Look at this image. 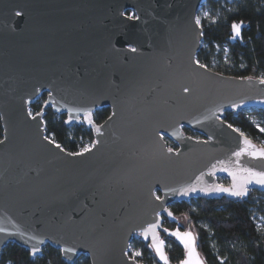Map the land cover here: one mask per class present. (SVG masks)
Returning a JSON list of instances; mask_svg holds the SVG:
<instances>
[{"label": "water", "instance_id": "1", "mask_svg": "<svg viewBox=\"0 0 264 264\" xmlns=\"http://www.w3.org/2000/svg\"><path fill=\"white\" fill-rule=\"evenodd\" d=\"M201 2L0 0V254L14 243L37 256L48 244L68 264L80 255L90 264H142L128 256L138 235L159 264L154 245L162 241L171 264L165 236L184 250L181 264L188 250L178 231L190 233L205 264L190 229L162 226L179 221L169 206L264 192L245 171L264 172V148L224 121L264 111V83L200 67ZM44 92L32 115L29 105ZM105 107L110 115L96 124L93 114ZM47 108L65 115L66 127L91 129L88 151L56 147L44 130ZM244 187V197L220 191Z\"/></svg>", "mask_w": 264, "mask_h": 264}, {"label": "trees", "instance_id": "2", "mask_svg": "<svg viewBox=\"0 0 264 264\" xmlns=\"http://www.w3.org/2000/svg\"><path fill=\"white\" fill-rule=\"evenodd\" d=\"M206 6L213 12L214 22L203 20L201 47L196 60L206 68L225 76L236 78L264 79V0H206ZM130 15V12H126ZM243 22L240 36L232 39L233 23ZM225 49L227 50L225 52ZM47 93L40 95L29 105L32 115L42 111ZM46 136L69 153H79L93 143L91 129L83 123L66 127L65 115H58L50 108L43 111ZM259 119L264 120V111L253 110ZM110 115V109L101 108L93 114L96 124L102 123ZM224 121L242 134L259 144L264 140L252 122L243 112L226 113ZM185 135L195 139L199 134L183 128ZM2 126L0 123V140ZM169 148H175L166 141ZM218 182L226 185L227 181L219 178ZM177 218L186 217L196 239L197 250L205 264H264V231H259L251 219L257 213L264 222V192L253 190L243 200L191 199L169 206ZM179 222V221H178ZM163 220L162 226L175 231L176 224ZM183 231V229H179ZM186 230V229H184ZM165 250L171 264L179 263L184 257V250L174 240L162 236ZM130 248L141 253L135 259L142 264H159L148 243L133 236ZM130 257V255H128ZM0 264H68L58 249L48 244L41 248L37 256L14 243L7 244L1 251ZM70 264H90L87 256L80 255Z\"/></svg>", "mask_w": 264, "mask_h": 264}, {"label": "snow or ice", "instance_id": "3", "mask_svg": "<svg viewBox=\"0 0 264 264\" xmlns=\"http://www.w3.org/2000/svg\"><path fill=\"white\" fill-rule=\"evenodd\" d=\"M17 15H19V13H17ZM205 16L208 15V13H204ZM131 18V17H130ZM194 22L197 26H199L201 24V18L200 16H197L194 18ZM214 22V21H213ZM243 22L240 23H233L231 25L232 28V39H236L238 36H240V29L242 27ZM132 51H136L135 48L131 49ZM227 51V50H225ZM198 63V62H197ZM200 67H205L204 65H200ZM248 79H251V77H249ZM261 82L264 83V79H261ZM185 91L187 92L188 89H185ZM39 115V113H38ZM91 112H86L85 113V118L88 119L89 123H92L91 119ZM229 127H231L229 125ZM262 132H264V128L260 129ZM97 131H99V129H97ZM241 135H243L241 133ZM45 139H47V137H45ZM245 143H248V141H245ZM57 148H60V145H56ZM88 148H85L84 151H88ZM169 151H171V149H169ZM243 151V150H242ZM80 153H70V155H79ZM240 152L235 153L236 156H240ZM256 153H252V155H255ZM261 155H264V150H261ZM245 171H247L250 175V177L255 179V182L259 185H264V172H254L251 169H245ZM251 182V181H249ZM220 191H224V192H229L230 195L232 196H237V197H244L248 194V189L246 187L241 188L239 190H229V189H220ZM157 199H159V197H157ZM156 227L155 224L149 225L147 229L144 230V235L147 236V233L154 229ZM6 231L4 228L0 227V232H4ZM167 231V230H165ZM173 235L177 236L179 239H181V241L184 243L185 248L188 250L187 252V259L182 261L181 264H201V261L199 259V255L198 253L195 251V248L192 246V241H191V235L190 233H183L181 234L180 232H175L173 233ZM163 242L161 241L160 244H162ZM160 244H155V249L156 252L159 254L160 258L162 260L165 261V264H167V257L164 255L163 251L161 250ZM39 251V248L36 246H33L32 248V255H36V253ZM65 251L67 252H71L73 251L72 249H66ZM136 256H140L141 253L140 252H136L135 253ZM221 264H223V261H221Z\"/></svg>", "mask_w": 264, "mask_h": 264}, {"label": "rangeland", "instance_id": "4", "mask_svg": "<svg viewBox=\"0 0 264 264\" xmlns=\"http://www.w3.org/2000/svg\"><path fill=\"white\" fill-rule=\"evenodd\" d=\"M227 2H231V0H227ZM206 0H202L201 5L197 11V16H200L201 18V22L203 20L207 21V22H212L214 20V15L213 12L209 10V8L206 6ZM208 13L207 16L204 15V13ZM226 50V49H225ZM226 52V51H225ZM37 101L40 100V96L36 99ZM35 100V101H36ZM243 113L246 115V117L252 122V124L257 128V130L264 135V132H262L260 129L264 128V120L263 119H259L255 113L253 112V110H246L243 111ZM73 126V125H71ZM260 146H262L264 148V140H260L259 144ZM251 219L254 222L256 228L259 231H264V222L263 219L261 218V216H259L257 213H252L251 215ZM192 229V226H190L188 219L186 217H179V222L176 224L175 229L179 230V229ZM139 252L137 250H133L132 248H130L129 246V250H128V255H130V258L132 259H137L140 256H136L135 253Z\"/></svg>", "mask_w": 264, "mask_h": 264}, {"label": "flooded vegetation", "instance_id": "5", "mask_svg": "<svg viewBox=\"0 0 264 264\" xmlns=\"http://www.w3.org/2000/svg\"><path fill=\"white\" fill-rule=\"evenodd\" d=\"M128 16H131V17H133V14L130 12V15H128ZM166 141H169V142H171L170 140H166ZM174 144V143H173ZM174 146H175V148H176V145L174 144ZM172 149H174V148H172Z\"/></svg>", "mask_w": 264, "mask_h": 264}, {"label": "built area", "instance_id": "6", "mask_svg": "<svg viewBox=\"0 0 264 264\" xmlns=\"http://www.w3.org/2000/svg\"><path fill=\"white\" fill-rule=\"evenodd\" d=\"M174 149H176V148H174Z\"/></svg>", "mask_w": 264, "mask_h": 264}]
</instances>
